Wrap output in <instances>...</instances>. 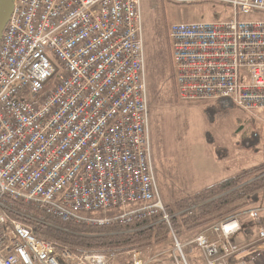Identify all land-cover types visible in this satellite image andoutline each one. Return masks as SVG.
Masks as SVG:
<instances>
[{
    "label": "built area",
    "instance_id": "obj_1",
    "mask_svg": "<svg viewBox=\"0 0 264 264\" xmlns=\"http://www.w3.org/2000/svg\"><path fill=\"white\" fill-rule=\"evenodd\" d=\"M212 1L233 18L168 29L175 98L264 114V0ZM142 30L140 0H11L0 39V264H114L120 254L39 237L19 219L42 220L38 212L93 227L158 214L170 223L150 153ZM259 212L239 211L188 243L206 264H248L233 238L245 215L264 239ZM169 239L184 262V243Z\"/></svg>",
    "mask_w": 264,
    "mask_h": 264
},
{
    "label": "rangeland",
    "instance_id": "obj_2",
    "mask_svg": "<svg viewBox=\"0 0 264 264\" xmlns=\"http://www.w3.org/2000/svg\"><path fill=\"white\" fill-rule=\"evenodd\" d=\"M140 9L150 153L164 203L174 204L242 169L264 164V142L255 149L239 148L240 143L248 141L254 133L264 135L263 113L252 115L220 101L178 102L175 98L168 37L170 25L229 20L233 18L232 7L212 0H140ZM257 18L262 15L238 16L240 20ZM209 106L215 112L207 116L204 109ZM190 235H194V231ZM194 237L179 239L184 243V262L180 264H206L202 252L188 243ZM233 241L243 247L240 256L248 264H264V239L259 237L257 227L251 229L250 225ZM134 249L139 250L142 264H176L174 257L180 254L173 239H169L163 245L147 249H117L120 254L114 264H133L131 251Z\"/></svg>",
    "mask_w": 264,
    "mask_h": 264
},
{
    "label": "trees",
    "instance_id": "obj_3",
    "mask_svg": "<svg viewBox=\"0 0 264 264\" xmlns=\"http://www.w3.org/2000/svg\"><path fill=\"white\" fill-rule=\"evenodd\" d=\"M214 112L212 106L204 109L207 116ZM248 139L240 143V149H255L264 142V135L254 133ZM262 198L264 164L242 169L231 177L180 198L174 204H165L167 213L172 215L169 224L160 220L161 214L129 225L101 227L65 223L39 212L36 214L42 220L18 218L32 226L39 237L60 242L72 251L112 249L123 251L163 245L169 240L171 232L176 238L182 239L186 233L258 205Z\"/></svg>",
    "mask_w": 264,
    "mask_h": 264
},
{
    "label": "crops",
    "instance_id": "obj_4",
    "mask_svg": "<svg viewBox=\"0 0 264 264\" xmlns=\"http://www.w3.org/2000/svg\"><path fill=\"white\" fill-rule=\"evenodd\" d=\"M253 208H259V210H260L259 215H260V218H261V223L264 226V198H262L260 200L258 205L253 206L251 208H247V209H253ZM242 219H243V217L241 218V230L234 236L233 239H235V237L241 235L242 234V230L245 231L246 229L249 228L250 225H251V229L253 227H257L258 228L257 224L254 221H252L249 217L244 216V219L243 220ZM198 232H199V230L194 231V235H196ZM194 235H190V232H189V233H186L184 236L185 237L186 236L187 237H191V236L194 237ZM260 247L261 246H259V249H260Z\"/></svg>",
    "mask_w": 264,
    "mask_h": 264
},
{
    "label": "water",
    "instance_id": "obj_5",
    "mask_svg": "<svg viewBox=\"0 0 264 264\" xmlns=\"http://www.w3.org/2000/svg\"><path fill=\"white\" fill-rule=\"evenodd\" d=\"M11 8V0H0V39Z\"/></svg>",
    "mask_w": 264,
    "mask_h": 264
}]
</instances>
